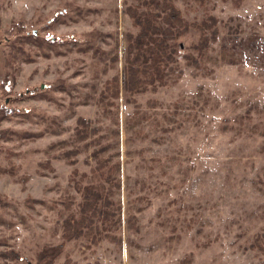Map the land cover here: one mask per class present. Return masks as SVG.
<instances>
[{
  "label": "rangeland",
  "instance_id": "rangeland-1",
  "mask_svg": "<svg viewBox=\"0 0 264 264\" xmlns=\"http://www.w3.org/2000/svg\"><path fill=\"white\" fill-rule=\"evenodd\" d=\"M130 1L2 0L3 34L19 40V95L0 103L9 111L0 122L8 131L0 138V166L11 169L0 171L2 264H35L43 244L61 240V199L79 200L72 177L89 174L92 150L106 142L115 147L98 154L117 150L121 160V188L113 193L121 222L93 248L81 239L65 241L53 264H180L185 256L191 264H255L264 258V250L248 247L264 231V0H212L219 35L202 68L194 75L184 62L200 34L188 26L176 37L183 71L176 82L137 93L136 104L123 92L115 98L117 138L98 96L107 78L122 75L125 33L137 30L125 11ZM175 3L187 19L203 17L197 2ZM33 30L39 37L22 39ZM50 36L55 43L45 40ZM11 43L4 38L3 53ZM78 115L101 127L100 139L68 162L62 150L70 145L57 142L72 135ZM47 158L53 171L41 163ZM130 212L137 226L128 223ZM7 249L23 259L1 257Z\"/></svg>",
  "mask_w": 264,
  "mask_h": 264
},
{
  "label": "trees",
  "instance_id": "trees-1",
  "mask_svg": "<svg viewBox=\"0 0 264 264\" xmlns=\"http://www.w3.org/2000/svg\"><path fill=\"white\" fill-rule=\"evenodd\" d=\"M183 1L187 2L188 0ZM193 1L202 6L203 17L201 19H187L175 0H132L126 2V14L131 23L137 26V30L125 33L126 44L122 75L115 72L107 78L98 96L99 106L103 113L116 126L111 132L113 136L120 137L118 129L119 106L115 98H118L121 92H123L126 102L136 104L135 95L137 93L155 90L160 85L173 84L180 77L183 71L177 63L180 45L176 41V37L182 34L188 26H196L200 34L197 42L191 46L192 51L182 54L184 62L193 66L194 75L197 74L199 67L202 68L204 65L205 50L210 46V42L217 39L219 35V20L216 15L210 12L214 6L211 3L212 0ZM56 17L51 21L48 20L47 23H52ZM36 33V30L31 31L30 34L26 33L22 39H35L39 37ZM45 40L50 44L56 42L54 36ZM20 46L22 45L20 44ZM221 57L225 58L226 54L222 52ZM110 59L114 62L118 59V55L114 54ZM261 109L264 110V104ZM2 111L8 112L5 109ZM100 128L99 125H92L89 118L78 115L72 135L68 139H61L57 142L64 147L70 145L69 148L62 150L65 159L68 162H73L72 154L85 151L93 139L95 143H99L100 134L97 133ZM42 133L39 130L35 131L34 135L39 136ZM7 136L8 131L0 127V138ZM111 146L113 145L110 142H106L104 146L93 149L92 156L95 159V164L90 168L89 174L82 173L78 177H72L71 185L78 192L79 200L76 202V198L72 194L63 196L61 202L64 214L59 222L61 240L53 244H43L36 251L35 264H53L54 259L62 254L65 241L71 239H81L84 242V247L93 248L100 242L104 233H109L119 226L122 206L119 200L113 198L114 191L120 189L122 183L119 175L121 160L115 158L119 152L115 150L107 155L98 154L103 149L109 150ZM53 156H57V154L53 153ZM41 163L47 169L54 170L49 158ZM6 170L10 171L11 169L0 166V171ZM87 176L89 181L83 180ZM75 203L76 207H74ZM127 218L132 227L137 226L133 213L130 212ZM117 241L120 242V238H117ZM248 247L264 250V231L257 233ZM1 257L12 260L23 259V256L14 249L4 250L1 252ZM65 260L69 262L70 258L66 256ZM191 262L192 259L185 256L180 259L179 263L191 264ZM95 264L99 263L95 262ZM255 264H264V258Z\"/></svg>",
  "mask_w": 264,
  "mask_h": 264
},
{
  "label": "flooded vegetation",
  "instance_id": "flooded-vegetation-1",
  "mask_svg": "<svg viewBox=\"0 0 264 264\" xmlns=\"http://www.w3.org/2000/svg\"><path fill=\"white\" fill-rule=\"evenodd\" d=\"M2 6V0H0V9ZM13 28V26H11ZM35 31V30H34ZM12 34V32H10ZM17 34V33H16ZM9 37L10 41L12 43L8 46V49L6 52L3 53L2 50V45L4 42V38L6 39ZM9 42H6V44ZM18 38L16 36V39H13V37H10L9 35L3 34V27L1 23V16H0V103L4 101V98L6 97L8 102L17 100L18 98V93H16L18 90H14L15 88V69L16 65L15 63L17 62L18 59ZM14 91L16 94H14ZM29 91V88H26V92ZM20 93V92H19ZM21 94H24V92L21 91ZM7 95L9 97H7ZM2 106L0 105V122L2 120ZM9 113V111L7 112Z\"/></svg>",
  "mask_w": 264,
  "mask_h": 264
},
{
  "label": "water",
  "instance_id": "water-1",
  "mask_svg": "<svg viewBox=\"0 0 264 264\" xmlns=\"http://www.w3.org/2000/svg\"><path fill=\"white\" fill-rule=\"evenodd\" d=\"M33 32H34V30H33ZM41 85H43V84H41Z\"/></svg>",
  "mask_w": 264,
  "mask_h": 264
}]
</instances>
